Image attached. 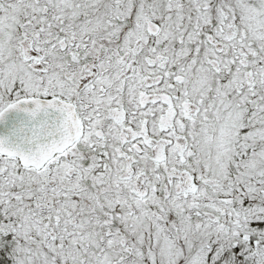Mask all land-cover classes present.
Returning <instances> with one entry per match:
<instances>
[{
  "label": "snow or ice",
  "instance_id": "1",
  "mask_svg": "<svg viewBox=\"0 0 264 264\" xmlns=\"http://www.w3.org/2000/svg\"><path fill=\"white\" fill-rule=\"evenodd\" d=\"M0 264H264V0H0Z\"/></svg>",
  "mask_w": 264,
  "mask_h": 264
}]
</instances>
